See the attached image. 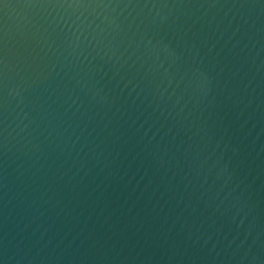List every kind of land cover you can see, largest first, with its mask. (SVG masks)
Returning <instances> with one entry per match:
<instances>
[{
	"label": "water",
	"instance_id": "water-1",
	"mask_svg": "<svg viewBox=\"0 0 264 264\" xmlns=\"http://www.w3.org/2000/svg\"><path fill=\"white\" fill-rule=\"evenodd\" d=\"M0 264H264V0H0Z\"/></svg>",
	"mask_w": 264,
	"mask_h": 264
}]
</instances>
